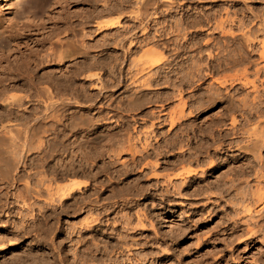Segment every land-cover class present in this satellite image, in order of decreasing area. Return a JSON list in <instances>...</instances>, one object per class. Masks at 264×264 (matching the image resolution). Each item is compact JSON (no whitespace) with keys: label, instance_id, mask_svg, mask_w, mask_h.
<instances>
[{"label":"clouds","instance_id":"clouds-1","mask_svg":"<svg viewBox=\"0 0 264 264\" xmlns=\"http://www.w3.org/2000/svg\"><path fill=\"white\" fill-rule=\"evenodd\" d=\"M83 2L103 5L100 12L94 13L96 16L105 12L119 14L116 20L119 31L115 34V42L109 44L105 41L97 45V50L101 47H111L119 51L108 52L105 58L99 55L91 56L85 62L76 61L75 56H64L61 63L65 59H72L73 70L52 71L30 81L31 87L21 94V102L17 105L24 111L29 110V104L35 107L32 110V118L23 127L25 139L19 142V157L23 159L18 158L15 161L16 169L25 164L28 154L34 152L36 156L32 157V172L26 179L42 174L43 165L47 162L53 182L57 176L66 179L79 175L78 183L82 187L86 186L96 181L98 173L93 171V164L99 156L107 158L101 171L108 172L119 163L120 154L128 150L129 145L135 148V136L130 137L128 130L136 126L135 122L140 119L138 113L155 105L156 108L149 118L154 117L162 126L168 123V114H165L164 120H161L160 116L164 106L171 103L177 105L173 126L181 121L187 123L181 124L180 130L174 136L170 137L167 131L162 132V144L157 143L160 137L153 131L156 125L149 126L146 133H138L144 136L148 143L136 150L140 160L128 161L123 165V169L134 171L147 160L148 167L154 171L161 163L162 156L177 152L182 154L186 165H194L195 171L201 175L203 169L226 166L229 163V152L235 150L237 144L233 136L239 134L235 127L239 121L235 120L234 112L240 107L236 101L241 97L238 95L240 89L234 87L238 83L234 74L246 70L253 63H258L252 61L249 55L258 49L249 47L246 51L244 42L236 37L247 35L254 42L264 45V8L257 12L249 7L251 0H223L227 7L224 8L223 26H220L217 24L221 14L219 10L193 7L214 4L216 0ZM238 2H242L244 7L234 8L233 5ZM260 2L264 3V0ZM56 3H61V0H56ZM160 4L165 7L158 11ZM125 6H129L130 11H125ZM166 13H175V16L171 20L158 21L157 18ZM247 13L252 15L248 16ZM125 16H128L132 23L120 24L119 20ZM257 21H260V24L254 30L252 25ZM23 23L31 24L34 21L25 18ZM200 32L205 35H198ZM213 33H219V36ZM256 37L260 39L256 40ZM82 55L87 56V51ZM148 55L154 57L151 62L141 60L142 56ZM5 58L0 54V59ZM11 70L6 66L0 67V71ZM260 72H264V66H261ZM32 74H35V70ZM252 75L259 81L257 97L264 100V80H261L257 73ZM209 81L212 83L209 84ZM0 82L7 83L4 77H0ZM0 103L7 101L0 99ZM221 105H224V109L218 110ZM8 107L11 109L13 105L9 104ZM212 111H216L215 116L198 123L202 116ZM252 111L256 109L253 108ZM19 114L18 112L17 115ZM5 115L0 112V117ZM261 118L264 119V115ZM228 120L232 122L226 123ZM37 121L40 123L37 124ZM33 124H37V127L29 134ZM109 160L111 163H108ZM250 169L251 166L247 171H232L239 177L250 175ZM112 178L110 176L109 181L101 183L110 182ZM237 183L239 179L234 180L233 185L219 184L216 195L224 199L226 190L230 191ZM156 187V184L144 186L139 194H153L151 189ZM175 194L178 193L168 192L166 189L165 192L159 193V196L163 200L165 195ZM90 202L97 205L112 203L115 206L114 201H97L94 197ZM156 206L153 204V208ZM45 207H51V218L58 219L59 200L49 201ZM106 212L107 209L91 216L89 226L111 224L112 221L101 219ZM4 214L3 208L0 207V215ZM44 219L49 217L45 216ZM31 220L30 211L22 216L20 223L15 225L18 235L11 243H19L25 236L33 234L36 237L35 242L50 240V236L34 232L30 226ZM52 231H55V224ZM74 235L79 236V232H74ZM80 242L75 241V245L78 247ZM3 247L4 244L0 243V248ZM92 255L94 257L95 252H92ZM47 264L53 262L48 261ZM62 264L68 262L64 261ZM71 264H79L75 249Z\"/></svg>","mask_w":264,"mask_h":264},{"label":"rangeland","instance_id":"rangeland-1","mask_svg":"<svg viewBox=\"0 0 264 264\" xmlns=\"http://www.w3.org/2000/svg\"><path fill=\"white\" fill-rule=\"evenodd\" d=\"M15 1L18 3L24 0H0V6L2 10L5 11L7 17H16L12 12L8 15ZM75 4H71L69 8H72V10H83L87 8V5H84L85 2L78 5L77 3ZM185 7H187V5H185ZM193 7L208 8L211 11L219 10L221 14L217 19V24L223 26L225 17L224 8L227 7L223 0H216L214 4L210 5H193ZM233 7L242 8L244 5L242 2H238L234 4ZM249 7L259 12L260 9L264 8V3H261L260 0H251ZM162 8H164V6L158 5L157 10L159 11ZM124 10L130 11V7L125 6ZM231 10L232 9H229V11ZM117 15H119L117 12L112 14L113 17ZM246 15L251 16L252 14L247 13ZM174 16L175 13H166L160 15L157 19L163 22L165 19L171 20ZM72 20L76 19H71V21ZM120 22L121 24L132 23L128 16L120 19ZM259 24L260 21H257L252 25V28L256 30ZM117 31H119V26L112 29L114 33L113 37ZM105 32H99L98 35L94 36L99 45L103 43ZM198 35L204 36L205 33L200 32ZM213 35L219 36V33H213ZM246 37L249 38V36L245 35L243 37H236V39L244 42L246 51L249 47L258 49V51L249 54L250 59L252 61H258V63H253L248 66L246 70L234 74V78L238 80L239 78L244 79L242 76L246 73L245 76L247 79L249 77L255 80V76L252 75L254 68L264 66V59L259 56L262 47L259 43L247 41ZM258 38L260 39V37ZM205 46H207V41L205 42ZM99 50L101 51L99 54L101 58H105L107 53L103 51L104 47H101ZM110 51L118 52L119 49L110 47L109 52ZM79 56L80 57L76 58L77 61L83 60L84 57H86L82 54ZM148 57L149 55L142 56L141 60L147 62L149 60L150 62L151 59H148ZM70 64L69 61L66 62L65 65L69 66ZM53 69L57 71L56 68ZM62 71H68V69L65 68ZM251 79L248 80L250 81ZM211 83L212 81H209V84ZM256 84L259 83L256 82ZM234 87L240 89L238 95L241 97V99L236 101V103L240 105V109L237 108L235 110V119H241V123H244L241 124L242 128L244 125V128L248 129L255 118L249 119L250 123L249 121H247L248 123L242 121L243 111L241 112V103L244 99H251V87L249 85L244 86L241 82L236 83ZM261 106L264 109V104ZM176 107L177 105L175 103L165 105L161 118H165V114L169 115V113H176ZM155 108L156 106L152 105L151 108H145L138 113L137 115L140 119L135 122L136 126L128 130V135L130 137L135 136L137 142L135 145L136 149L129 145L131 151L128 152L126 150L122 152L119 156V163L115 165L114 169H109L108 172L101 171L107 158L99 156L93 164V171L98 173L96 181L90 182L85 187H82L80 191L75 192L68 198L63 205H60V208H58V219L51 218V207L43 206L42 199L40 198H45L44 193H41L42 197H37L40 199L39 201L38 199L35 201L36 198L33 199L26 190L28 186L26 185L25 187L24 182L28 183L29 187L31 185V188H33L36 187L34 185L38 184L39 186V184L46 182L47 179H41V176L45 175L47 178H52L51 170L48 168L47 162H45L43 165L44 173L26 179L32 172V157L36 156L34 152L28 154L27 161L25 162L26 164L21 167L18 172L20 178H22L19 183L17 182V202H15L16 204L14 203V205L12 204L13 210H11L13 213L8 217H4L3 222L0 223V233L6 230H13L15 228L13 225L19 224L22 216L30 211L32 213L30 226L33 228L34 232H41L44 235L50 236V240L35 242V234L25 236L19 243L9 242L16 238V236L11 238L12 240L8 239V242H4V248L6 249L3 248L4 250H0V264H9L12 258L20 259V262L17 264H47L48 261H52L53 264H62V262L67 261L68 264H71L73 249H75L76 256L79 257V264H151L150 257L154 259L152 264H248V261H250L248 257L252 254L250 247L244 248V246H242L243 244L239 245V243H232V245L230 244L231 246L229 245L230 247L228 246L224 237L225 231L223 229H225V226L226 228L230 226L231 228H229L232 229V221H228L227 216H225L227 214L225 209L226 205H224V199L216 195L215 191H217V188L208 189L210 183L216 182L217 185L222 183L224 185V183H226L229 185L231 181L238 178L233 175L235 173L232 172V169H237L239 164L243 163L242 161L244 159H250V156L244 155L245 150H241L238 147V150L237 148H235V150H230L228 155L229 163L226 166L203 169V175L195 171L194 174L180 176L181 173L187 170H195V166L186 165L184 157L179 152L162 156L160 158L161 163L154 171L148 167L149 161L147 160L134 171L123 169V165L128 161L140 160V156L136 154L135 150L143 147L148 141L144 136L138 135V133H146L148 131V127L151 126L150 123L154 120V117H149L151 113L154 112ZM223 109L224 105H221L218 110ZM215 115L216 111L206 113L201 117L198 123ZM229 122L231 121H226V123ZM186 123L187 121H181L180 124H176L171 128H169L168 123L162 126L155 124L156 126L153 127V131L160 137L157 143H164V137L160 135L162 132L167 131L170 137L174 136L180 130L181 124ZM9 126L12 129L18 128V125L15 126L13 123L12 125L10 123ZM19 126L21 127L22 125ZM121 131H124V129H121ZM238 135L237 137L245 136L244 134ZM2 140H0L2 155L6 158H11L10 148H12V146L10 147V143L7 140L5 141L3 138ZM21 140L22 139H20V141ZM141 141L143 143H140ZM95 151L96 148L94 147L93 152L95 153ZM130 153L134 155L132 156ZM241 157L243 158L241 159ZM108 163H111V161L109 160ZM153 163H155V161H153ZM37 170L39 171V169ZM121 172L123 173L122 175L120 174ZM114 173L115 175H113ZM146 173L148 174L147 176L145 175ZM110 176L113 177L110 182L101 183L109 181ZM141 177L144 178L140 179ZM79 179L80 177L77 175L75 178L69 176L62 181L65 183L69 182V180L76 181ZM243 179L244 177L239 179L240 182L243 181ZM250 179L251 177H249V180ZM39 180L40 183H38ZM138 180L139 184H137ZM62 181L59 180L58 183H63ZM1 183L0 181V184ZM153 184L158 185V187L151 189L153 194H146L143 196L139 194L142 187ZM98 185L101 186L98 187ZM38 186L36 188H39L41 185ZM166 189L168 192L178 194L165 195L164 199L161 200L159 193L165 192ZM93 197L97 201H114L115 206H113L112 203H104L102 205L94 204L90 202ZM22 199L27 202H24V204L26 203L25 207L23 206ZM31 202L32 204L35 203L32 205ZM28 204H31L32 207ZM153 204L157 206L153 208ZM105 209H107V212L101 219L104 221H112V223H105L104 225L93 224L89 226L91 216ZM19 210H22V212ZM16 212H20L21 214H17ZM45 216L49 217V219L45 220ZM145 217L147 219H145ZM164 218L167 220L170 218L172 221H166ZM54 224L55 231L53 232L52 226ZM47 227L48 230L46 229ZM76 231L79 232V236L74 235ZM197 238H199V240ZM75 241H81L78 247L75 245ZM96 249H99V251H96ZM92 252H95L94 257Z\"/></svg>","mask_w":264,"mask_h":264},{"label":"bare ground","instance_id":"bare-ground-1","mask_svg":"<svg viewBox=\"0 0 264 264\" xmlns=\"http://www.w3.org/2000/svg\"><path fill=\"white\" fill-rule=\"evenodd\" d=\"M80 2L82 3L83 0H61V3H56V0H31V2L30 0H24L23 2L20 1L18 3L15 1L12 4V9L8 13V15L11 14V12L14 13L16 16L15 18L10 16L7 17L5 11L2 10V7L0 6V50H2L0 54H3L6 57L5 59H0V67L6 66L8 69H12L11 71H0V77H4L7 81V83L0 82V99L7 101V103H0V112L6 114L4 117H0V140L3 138L10 143V147L12 146V148H10L11 158L4 157L2 155V150L0 149V181L2 182L0 184V207L3 208L5 213L4 215H0V223L3 222L4 217H8L13 213L12 204L14 205V203L17 202L16 198L18 197L17 182L19 183L22 178H20L18 172L21 167L26 164L22 165L19 169H16L15 167V161L18 158L23 159L22 157H19V142L20 139H25L23 127L32 118V110L35 105L29 104L28 111L18 108L17 105L21 102V94L31 87L30 81L37 80L40 77L45 76L47 73L55 71L53 68H56L57 71H62L65 68L68 69V71L73 70L72 65L74 61L72 59H65L63 60V63H61L62 57L75 56L76 60V58L80 57L79 55L87 51V56L84 57L83 60H78L85 62L88 57L99 55L101 52L100 50H97V45H99V43L94 37L98 35L99 32L106 31L105 38L102 37L104 39L103 43L105 41L109 44L115 42V36L113 37L114 33L112 32V29L119 26L116 23L118 15L113 17L112 14L116 12H105L100 16H96L94 13L100 12L103 9V5H92L89 3L84 4L87 5V8L83 10H72V8H69L71 4L74 5L77 3L78 5L81 4ZM160 5L165 7L164 4ZM25 18L34 21V23L24 24L23 21ZM71 19L76 20H72V22ZM119 23L121 24L120 20ZM258 39L259 38L256 37V40ZM246 40L250 42L253 41L250 37H246ZM260 46L262 47V50L259 53V56L264 59V45ZM109 49L110 47H104L103 51L108 53ZM151 57L150 55L148 57V59H151L150 62L154 58ZM69 61L71 64L69 66L65 65L66 62ZM260 68L261 67L254 68L253 73H257L260 79L264 80V72H260ZM33 70H35L34 75L32 74ZM243 75L244 76L242 77H244V79L239 78V80H236L241 82L244 86L249 85L252 94L250 100H242V121H249L250 123L249 119L255 118V120L249 125L250 127L248 129H245L243 125V129L241 124L244 123H241V119H238L240 122L235 124V127L239 134H244L245 136L237 137L239 135L234 134L233 139L237 141L236 148L238 147L241 150L243 148L245 150L244 155L250 156V159H244L242 161L243 163H240L239 166L237 165V169L247 171L249 166H251V174L239 176L237 179L244 177L243 181L240 182L239 180V183L232 186L230 191L226 190L224 205H226L225 209L227 214L225 216H227L228 221H232V229H230V226V228L228 226L226 228L225 226V229L223 230L225 231L224 237L228 246L230 244L232 245V243H239V245L243 244L242 246H244V248L250 247L252 254L248 257L250 258L248 259L250 260L248 261V264H264V160L261 159L264 158V147H261V145H264V119L261 118V116L264 115V109L261 106L264 104V100L257 97L259 84H256V82L259 83V81L256 77L254 78L255 80L248 77V79H251L249 81L245 76L246 73ZM24 103H27V101H24ZM9 104L13 105L11 109L8 107ZM253 108H255L256 111H252ZM18 112L20 113L19 115H17ZM153 119L154 120L150 123L151 126L159 124L155 118ZM160 119L164 120L165 118H161L160 116ZM167 119L169 128H171L173 126L172 121L175 119V113H169ZM235 120L238 121L237 118ZM5 123H11V125L13 123L15 126L18 125V128L15 127L17 129H12L9 124ZM39 123L40 121H37V124ZM37 124L32 125V128L29 129V134H31L32 130L37 127ZM19 125H22V128ZM244 141H248L249 143L242 144ZM130 148H128V152L131 151ZM242 158L243 157H241V159ZM194 173L195 170L190 169L181 173L180 176H188ZM233 175L237 177L236 173ZM249 177H251L250 180ZM41 179H47V183L44 182L43 184H39V186L41 185L40 187L38 184L34 185L39 188L33 186V188H31V185L29 187L28 183H24L25 187L26 185L28 186L26 188L28 194H30L33 199L36 198L35 201L42 197L41 193H44L45 198H40L42 199L43 206L47 205L49 201L54 200H59L60 205H63V203L75 192L82 189L78 180H69V182L64 183L63 181L65 178L63 179V177L57 176L53 182L52 178H47L45 175L41 176ZM40 180L38 183H40ZM59 180H63V183H58ZM224 185L228 184L224 183ZM229 185H233V181H231ZM216 188H218L216 182L210 183L208 186L209 190ZM40 199H38V201ZM22 202L24 204L26 201L22 199ZM25 204L23 205L24 207L26 206ZM31 204L28 205L31 206ZM19 211L22 212V210ZM20 212L16 213L21 214ZM165 219L166 218H164V220ZM166 221L172 220L169 218V220L166 219ZM46 229L48 230V227ZM17 235L15 228L11 231L6 230L5 232L0 233V243L4 244V242H8V239L14 238L15 236L17 237ZM197 239L199 240V238ZM3 248H0V250L6 249ZM17 259L12 258L10 263L7 262L9 264H17L20 262V259H18V261ZM149 259L152 264L154 259H151V257Z\"/></svg>","mask_w":264,"mask_h":264}]
</instances>
